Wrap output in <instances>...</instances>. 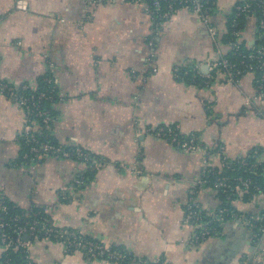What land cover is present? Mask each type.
<instances>
[{"label":"crops","instance_id":"obj_1","mask_svg":"<svg viewBox=\"0 0 264 264\" xmlns=\"http://www.w3.org/2000/svg\"><path fill=\"white\" fill-rule=\"evenodd\" d=\"M245 1L214 0L213 38L184 7L156 23L119 1L0 0V82L37 89L51 80L49 136L98 163L89 170L73 158L24 160L26 111L0 94V204L36 208L55 227L151 264H264V233L244 220L264 214V193L235 202L238 219L213 222L195 241L196 217L208 220L220 196L198 182L203 151H180L155 134L171 126L197 136L212 168L223 159L264 162V81L257 90L255 74L228 82L209 69L229 52L221 38ZM258 34L257 18L246 15L238 41L252 49ZM26 240L32 264H118L56 240Z\"/></svg>","mask_w":264,"mask_h":264},{"label":"built area","instance_id":"obj_2","mask_svg":"<svg viewBox=\"0 0 264 264\" xmlns=\"http://www.w3.org/2000/svg\"><path fill=\"white\" fill-rule=\"evenodd\" d=\"M107 1L125 2L134 6L142 7L149 17L156 23L169 18L174 9L184 7L199 17L207 25L208 31L213 38L216 35V31L209 21L210 15L213 12L214 0ZM256 7L261 8L262 15L258 22V42L253 48L254 51L245 53L240 50V42L238 41L240 35L238 22L242 15H248V13L254 11L255 9L252 4H249L248 2L239 3L235 6L230 21V34L232 38L227 41V45L230 48L229 52L236 54L239 60L237 59L233 61L225 55H220L219 58L209 66V69L211 71L222 70L228 82H233L244 73L254 74L257 71L258 76L255 78V87L257 90H260L263 87L264 81V7H262L260 2L256 4ZM44 82L50 85V87L44 91H35L36 89H32L27 85L14 88L4 82H0V94L12 98L26 111L27 114L20 138L29 144L30 156L25 153L22 155V158L26 161L32 162L42 159L45 156L73 158L86 165L89 170L96 169L98 165L97 161L90 157V155L83 150V148L78 146L69 148L61 147L57 143L52 142L47 135L43 133L42 128L46 130L48 129L51 122V116H49L47 110L42 107V102L50 101L55 93L52 87V81L47 78ZM201 82L206 83L207 81L202 80ZM261 95V92H257L255 100L261 99ZM155 134L168 141L180 151L189 153L199 150L203 151V168L201 170V180L198 182L199 184L205 186L209 183V172L214 169L209 164V158L211 157L212 152L202 145L197 136H181L176 129L171 126H160L155 129ZM225 161V159L222 160V168L227 166ZM251 168L264 172V162L260 163L255 161L251 164ZM84 178L86 177L82 174L78 176V179H76L77 185L83 184ZM211 187L217 192L224 194L225 200L230 202L231 205L228 207H219L215 213L211 214V217L208 220L203 217H200V219L196 217V223H198L199 229L193 236L195 241H198L213 232L211 229L213 222L219 223L227 218L238 219L239 214L234 208V204L235 202L240 201L241 196L248 193L250 189H252L255 193H264V190H262L259 185L255 184L251 178L234 177L232 178V181H229L228 178L223 176L214 180ZM0 211L2 214H5L7 212V207L0 204ZM37 216V213L30 214L27 216L30 218V221L26 220L23 225H16V228L14 229V236H7L5 234L4 227L7 225V222L0 221V247L4 249L8 246H13L15 249H21L25 254L27 253L25 256L27 259L25 264L32 263L27 249L29 241L24 240L25 235L29 239L40 237L49 240H56L64 243L68 251H85L94 257L111 260L117 262L118 264H151L146 260L127 255L121 250L107 247L100 242L87 240L72 230L55 227L47 218ZM15 219L16 218H12L11 220ZM244 220L249 227H252V229H255L258 233H264V214L256 218L253 216H247ZM255 262H258V260H255ZM8 263L9 259L6 258L4 260V264ZM152 264L166 263L163 260L158 259Z\"/></svg>","mask_w":264,"mask_h":264},{"label":"trees","instance_id":"obj_3","mask_svg":"<svg viewBox=\"0 0 264 264\" xmlns=\"http://www.w3.org/2000/svg\"><path fill=\"white\" fill-rule=\"evenodd\" d=\"M248 2L249 4H252L253 8L255 9L254 11L248 13V15H254L258 22L259 19L261 18V8H257L256 4L258 2L261 3L262 7H264V0H250V1H245ZM245 2H241V3H245ZM214 3V1H213ZM242 15V17L239 19L238 22V29L240 31L241 27H242V21L244 19V17L246 16ZM232 15L229 19V23H228V30H227V34H225V36H223V38H221V43H227L228 40H230L231 34H230V21H231ZM240 46V50L245 52V53H250L253 52L254 49H248L246 48L244 45H242L241 43L239 44ZM226 57H228L230 60H237L238 57L236 54H233L231 52H227L225 54ZM239 60V59H238ZM237 62V61H236ZM256 76H258V72L256 71V73H254ZM189 77V76H187ZM50 87L49 84H47L46 82L41 83V85L39 86V88H37L35 91H44L46 89H48ZM55 99V94L52 97V99L50 101H44L42 102V107L45 108L47 110V112L49 113V116H51V110L49 108V105L52 101H54ZM52 117V116H51ZM41 127V126H40ZM43 133L47 135V137L54 142L51 137L49 136V131L46 129H43ZM20 139V144H21V157L23 154L27 153L30 156V152H29V144L26 143L25 140ZM256 160L252 159H246L243 161H231V160H226V164L227 166L222 168V169H216L214 168L211 172H209L208 175V180L209 183L206 184L207 187H211V184L214 180H216L219 177H226L229 179V181H232V178L234 177H242V178H251L253 180V182L257 185H259L262 190H264V172L260 171V170H254L251 168V164L254 163ZM257 193H255L252 189L249 190L248 193H245L241 196L242 201H248L253 195H255ZM218 195L220 196V200H221V206H225L228 207L230 206V202H228L227 200H225V196L224 194H221L220 192H218ZM3 205H5L7 207V212L4 214L1 213V222H7V225L4 227V232L7 236H14V229L16 228V225H23L24 221L29 220L30 218H28L27 216H29L30 214H34L37 213L38 216L37 217H43V218H47L42 211L38 210V209H32V210H22L20 208L14 207L13 205L3 202ZM12 218H16L15 220H11ZM31 239V238H30ZM27 254V253H26ZM26 254L21 250V249H15L13 246H8L6 248L3 249V252L0 253V264H4V260L6 258L9 259V263L8 264H25V262L27 261V259L25 258ZM32 264V263H31Z\"/></svg>","mask_w":264,"mask_h":264},{"label":"water","instance_id":"obj_4","mask_svg":"<svg viewBox=\"0 0 264 264\" xmlns=\"http://www.w3.org/2000/svg\"><path fill=\"white\" fill-rule=\"evenodd\" d=\"M26 239H27V236L25 235V236H24V240H26Z\"/></svg>","mask_w":264,"mask_h":264}]
</instances>
